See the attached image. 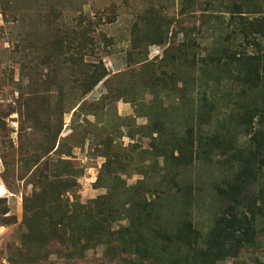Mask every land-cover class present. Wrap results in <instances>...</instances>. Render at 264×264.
I'll return each instance as SVG.
<instances>
[{
	"label": "rangeland",
	"instance_id": "obj_1",
	"mask_svg": "<svg viewBox=\"0 0 264 264\" xmlns=\"http://www.w3.org/2000/svg\"><path fill=\"white\" fill-rule=\"evenodd\" d=\"M179 1L0 0V264H159L137 256L125 235H112L105 251L103 232L125 219L71 216L75 203L105 193L112 176L124 189L161 182L160 167L151 174L153 134L144 126L153 96L144 78L182 70L173 41L183 33H172L192 20L177 17ZM150 4L171 18L167 31L160 43L133 47L135 14ZM187 36L199 48L209 42L195 29ZM98 72L104 75L82 93L87 74ZM202 164H193V177ZM199 197L194 215L203 222L210 199ZM256 254L264 259V247Z\"/></svg>",
	"mask_w": 264,
	"mask_h": 264
},
{
	"label": "trees",
	"instance_id": "obj_2",
	"mask_svg": "<svg viewBox=\"0 0 264 264\" xmlns=\"http://www.w3.org/2000/svg\"><path fill=\"white\" fill-rule=\"evenodd\" d=\"M135 15L139 35L135 31L132 46L160 43L171 20L162 7L150 4ZM176 15L192 20L190 28L172 33H183L173 41L182 70L144 78L153 96L144 126L153 134L151 174L160 167L162 183L150 190L141 182L124 189L123 180L112 176L105 193L87 204L75 203L79 211L71 217L125 219L103 232L107 252L116 234L125 235L141 259L159 264H215L228 257L236 264L248 257L262 264L256 251L264 247V0H181ZM194 29L207 37L206 47L187 36ZM103 75L87 74L82 93ZM173 92L170 109L161 107ZM196 162L204 165L193 177ZM199 195L210 199L203 222L194 215Z\"/></svg>",
	"mask_w": 264,
	"mask_h": 264
},
{
	"label": "built area",
	"instance_id": "obj_3",
	"mask_svg": "<svg viewBox=\"0 0 264 264\" xmlns=\"http://www.w3.org/2000/svg\"><path fill=\"white\" fill-rule=\"evenodd\" d=\"M0 232H1V230H0Z\"/></svg>",
	"mask_w": 264,
	"mask_h": 264
}]
</instances>
